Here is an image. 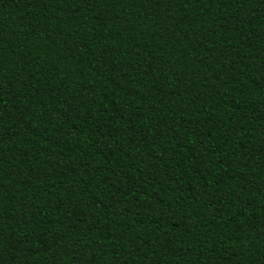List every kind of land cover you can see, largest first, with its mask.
<instances>
[{"label":"trees","instance_id":"1","mask_svg":"<svg viewBox=\"0 0 264 264\" xmlns=\"http://www.w3.org/2000/svg\"><path fill=\"white\" fill-rule=\"evenodd\" d=\"M0 264H264V0H0Z\"/></svg>","mask_w":264,"mask_h":264}]
</instances>
